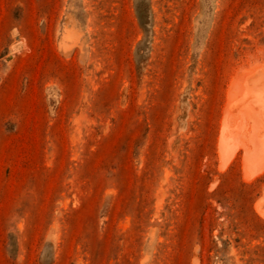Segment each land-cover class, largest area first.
Here are the masks:
<instances>
[{
	"label": "rangeland",
	"instance_id": "1",
	"mask_svg": "<svg viewBox=\"0 0 264 264\" xmlns=\"http://www.w3.org/2000/svg\"><path fill=\"white\" fill-rule=\"evenodd\" d=\"M258 83L264 0H0V264H264Z\"/></svg>",
	"mask_w": 264,
	"mask_h": 264
},
{
	"label": "bare ground",
	"instance_id": "2",
	"mask_svg": "<svg viewBox=\"0 0 264 264\" xmlns=\"http://www.w3.org/2000/svg\"><path fill=\"white\" fill-rule=\"evenodd\" d=\"M258 81V80H257ZM263 82V81H262ZM251 84V83H250ZM257 84V83H256ZM259 84V83H258ZM255 87V86H254ZM254 91V90H253ZM255 94H256V96H255V98L253 97V93H251V98H254L251 102H252V109H251V112L254 114V116L256 117H254V116H252V114H250V112H246L245 110L246 109H248V108H246V109H241V110H243L244 112V115L247 113L249 116H252V118L254 117L255 119H256V121L257 122H259L261 125H262V127H260L261 129L264 127V85H262V84H259L257 87H255ZM250 94V93H249ZM247 95H248V93H247ZM246 96V94L244 95V97ZM243 97V98H244ZM242 98V100H244ZM247 99V98H246ZM246 101V100H245ZM239 102V101H238ZM247 102V101H246ZM241 104H242V102H241ZM246 104V103H245ZM245 104L243 103V106L245 107ZM248 104L250 105L251 103H249L248 102ZM238 106H240V105H238ZM238 106H236L235 108L237 109V107ZM247 106V105H246ZM240 107H242V105L240 106ZM240 107L238 108V109H240ZM234 108V109H235ZM251 108V107H250ZM240 110V111H241ZM249 110V109H248ZM246 112V113H245ZM240 115V114H239ZM237 116V115H236ZM235 117V116H234ZM240 117H241V115H240ZM239 118V117H238ZM227 119V118H226ZM239 122H240V120H239ZM241 123V122H240ZM227 126V125H226ZM238 126H239V124H238ZM260 129V130H261ZM234 130V129H233ZM264 132V131H263ZM231 133H233L232 131H231ZM235 134V133H234ZM233 136V134H230V138ZM261 135H262V133H261ZM237 137V136H236ZM235 138V137H234ZM256 138V137H255ZM262 140V139H261ZM229 142V141H228ZM241 142V141H240ZM250 142V141H249ZM230 143H231V141H230ZM252 143H254V141L252 142ZM256 143V142H255ZM259 143V142H258ZM237 144V143H236ZM229 145V144H228ZM241 145H243V142H242V144ZM253 145V144H252ZM257 145V144H256ZM231 146V145H230ZM236 146V145H235ZM227 147H229V146H227ZM258 147V146H257ZM261 147H262V145H261ZM222 148V147H221ZM235 148V147H234ZM233 146H232V151H231V153H229L230 155L233 153ZM241 148H242V146H241ZM226 149V148H225ZM228 149V148H227ZM227 149H226V151H227ZM237 149H240L239 147H237L236 148V151L235 152H237L238 150ZM229 150V149H228ZM235 150V149H234ZM263 150H264V147H263ZM262 150V151H263ZM223 151V150H222ZM225 151V152H226ZM229 152V151H228ZM234 152V153H235ZM252 152V151H251ZM227 153V152H226ZM225 153V154H226ZM224 154V155H225ZM228 154V153H227ZM226 154V157L228 156ZM234 155V154H233ZM257 155H258V153H257ZM259 156H262L263 158H264V156L263 155H259ZM223 157V156H222ZM225 157V156H224ZM248 157V156H247ZM231 158V157H230ZM232 159V158H231ZM259 159V158H258ZM257 159V161L259 162V161H261V159H259L258 160ZM263 160V159H262ZM226 161V160H225ZM227 161H228V159H227ZM256 162V161H255ZM263 162H264V160H263ZM225 163H227V162H225ZM247 163V162H246ZM261 163H262V161H261ZM230 164V163H229ZM228 164V165H229ZM260 164V162L259 163H257V165H259ZM264 165V163H262L261 164V166H263ZM261 168V167H260ZM260 171V170H259ZM258 171V172H259ZM261 172H263V170L261 171ZM253 173V172H252ZM260 173V172H259ZM251 174V173H250ZM254 175H256V174H254ZM250 177V176H249ZM252 177V176H251ZM254 177V176H253ZM250 179V178H249ZM263 212V211H262ZM263 214H264V212H263Z\"/></svg>",
	"mask_w": 264,
	"mask_h": 264
}]
</instances>
